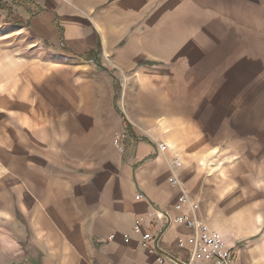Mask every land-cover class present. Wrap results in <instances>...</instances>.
Instances as JSON below:
<instances>
[{
	"label": "crops",
	"instance_id": "1",
	"mask_svg": "<svg viewBox=\"0 0 264 264\" xmlns=\"http://www.w3.org/2000/svg\"><path fill=\"white\" fill-rule=\"evenodd\" d=\"M203 1L110 0L102 6L106 0H2L0 11L11 27L61 43L67 56L102 48L130 67L139 60L166 62L196 45L175 21L208 18ZM88 20L103 47H71L91 35ZM199 35L207 42L206 26ZM81 78L51 76L38 98L27 82L0 93V229L6 232L0 264H167L141 247L145 232L160 233L162 247L187 260L175 243L192 230L165 224L161 213L218 231L235 252V264H264V171L250 167L220 177L219 171H196L191 161L176 165L167 150L156 149L163 137L146 139L132 126L134 141L124 119L114 126L98 116L96 79L86 84ZM215 131L208 138L212 147L220 146L219 119ZM137 219L140 232L132 228Z\"/></svg>",
	"mask_w": 264,
	"mask_h": 264
},
{
	"label": "rangeland",
	"instance_id": "2",
	"mask_svg": "<svg viewBox=\"0 0 264 264\" xmlns=\"http://www.w3.org/2000/svg\"><path fill=\"white\" fill-rule=\"evenodd\" d=\"M203 2L208 18L195 15L175 21L177 31L191 33L196 45L183 47L166 62L139 60L130 67L97 49L94 57L106 69L86 59L87 52L67 56L61 43L40 38L29 28L11 27L0 11V93L27 82L38 98L51 76L86 77L81 78L86 84L94 77L97 114L114 126L126 119L146 139L163 137L167 152L191 161L189 166L196 171H219L220 177L250 167L264 171V0ZM88 21L91 35L82 45L71 47H103L95 24ZM205 26L207 42L199 35ZM86 98L92 106L88 92ZM28 102L35 106L38 99ZM218 119L220 146L212 147L208 138L216 135ZM201 138L208 146H202ZM2 232L6 234L0 229L1 239ZM251 239L255 242L258 236Z\"/></svg>",
	"mask_w": 264,
	"mask_h": 264
},
{
	"label": "built area",
	"instance_id": "3",
	"mask_svg": "<svg viewBox=\"0 0 264 264\" xmlns=\"http://www.w3.org/2000/svg\"><path fill=\"white\" fill-rule=\"evenodd\" d=\"M117 139L119 136L117 135ZM157 151H166L169 146L164 142L156 144ZM173 162L179 165L178 157H174ZM162 218L164 223L183 224L192 230V233L186 238H178L175 245L178 248L185 249L187 260H181L173 253L167 252L161 244V234L156 232H145L141 235V247L154 253L159 263L167 264H195L196 262H205L210 264H235V252L226 245L222 235L213 229H210L200 220L188 219L185 216L171 217L167 213L157 215ZM141 220L137 219L133 224V231L140 232Z\"/></svg>",
	"mask_w": 264,
	"mask_h": 264
},
{
	"label": "trees",
	"instance_id": "4",
	"mask_svg": "<svg viewBox=\"0 0 264 264\" xmlns=\"http://www.w3.org/2000/svg\"><path fill=\"white\" fill-rule=\"evenodd\" d=\"M0 8H4V4H2V0H0ZM98 46H99V45H98ZM94 54H95V51H94V50H91V51H89V52L85 55V58H86V59H93V60H95V61L98 62V60L94 57ZM123 125H124V127H125V129H126V132H127L128 136H129L130 138H132V140H134V141L137 140L138 137L134 135V133H133V131H132V126H131V124L128 122V120L124 119V121H123Z\"/></svg>",
	"mask_w": 264,
	"mask_h": 264
},
{
	"label": "water",
	"instance_id": "5",
	"mask_svg": "<svg viewBox=\"0 0 264 264\" xmlns=\"http://www.w3.org/2000/svg\"><path fill=\"white\" fill-rule=\"evenodd\" d=\"M91 61H93L98 67H100L101 69H106V67L104 65H102L101 63L91 59Z\"/></svg>",
	"mask_w": 264,
	"mask_h": 264
}]
</instances>
